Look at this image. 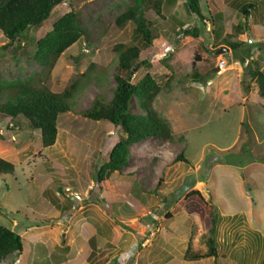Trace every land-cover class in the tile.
<instances>
[{"label":"rangeland","instance_id":"rangeland-1","mask_svg":"<svg viewBox=\"0 0 264 264\" xmlns=\"http://www.w3.org/2000/svg\"><path fill=\"white\" fill-rule=\"evenodd\" d=\"M198 1L206 32L214 27L210 18L221 16L218 41L204 34L185 0H165L162 18L145 14L154 36L151 47L134 35L132 24L123 30L115 25L116 17L135 7L137 0H66L39 29L26 30L9 47L0 33L4 83L40 73L34 60L36 42L71 10L86 34L60 55L45 85L60 93L81 79L91 63L106 70L103 81L80 80L73 112L58 117L50 147L42 146L40 132L23 119L0 118V155L16 164L13 177L3 181L7 189L0 188V211L18 220L16 231L23 223L37 225L47 219L42 234L54 226L67 232L89 217L83 206L97 201L110 219L105 223L108 242L100 244L99 257L98 250L90 251L89 264H264V99L250 76L257 69L264 72V1ZM248 2L255 10L245 20L239 9ZM237 25H242V34ZM191 28L199 30L198 38L184 35ZM129 42L139 47V61L145 64L139 70H117L112 48ZM238 42L243 45L236 51L227 46ZM222 48L230 51L217 54ZM115 74L132 84L152 75L160 92L151 108L177 140L149 138L131 146L129 165L110 177V192H101L94 189L96 172L108 160L121 131L79 113L95 97L112 98ZM136 104L135 100L134 113ZM180 154L185 163L177 158ZM188 191H198L201 199L183 201ZM73 193L79 194L81 209L69 206L76 201ZM52 208H59L63 216L70 214V224L51 216ZM3 222L0 217V225H8ZM213 222L215 258L208 257L206 245ZM88 223L92 235L95 227ZM71 240L75 248L78 237ZM39 246L29 248L25 243L28 258L22 264H41L36 257H45L47 250L45 243ZM89 249L88 241L84 251ZM52 254L54 258L46 257V262H63L57 247ZM108 255L116 257L109 260Z\"/></svg>","mask_w":264,"mask_h":264},{"label":"trees","instance_id":"trees-1","mask_svg":"<svg viewBox=\"0 0 264 264\" xmlns=\"http://www.w3.org/2000/svg\"><path fill=\"white\" fill-rule=\"evenodd\" d=\"M66 0H0V33L8 42L7 47L30 28L39 29L50 17L52 11ZM264 1V0H263ZM165 0H137L136 6L124 10L115 19V25L123 30L129 23L133 26L134 35L144 45L151 47L154 36L151 24L145 17L147 12H153L162 18V9ZM186 6L192 14L199 19L205 35H211L214 41L221 37L220 19L216 14L210 20L214 24L210 32L204 30L206 19L201 14L198 0H185ZM255 10L250 2L243 4L239 12L245 20H248L250 11ZM219 24L216 26L215 24ZM242 25L236 26L238 34L243 33ZM186 37L198 38L197 28L183 31ZM86 29L77 21L72 10L57 19L51 31L46 33L36 42L34 60L40 66V73L30 77L4 83L0 81V118L8 117L15 121L17 118L24 120L32 130L39 131L43 147H50L55 143L57 136V119L59 116L73 112L72 101L80 91V80L96 78L100 81L106 79V70L94 63L89 64L86 71L60 93H52L45 85V77L49 75L61 54L84 37ZM243 43H228L231 51L242 47ZM117 62V70L129 72L139 70L144 61L140 60V49L133 42L116 44L112 48ZM194 56V61L196 59ZM249 66V62L247 64ZM254 79L258 94L264 99V72L259 69L250 73ZM116 83L112 92V98L105 101L101 97H95L88 109L79 114L83 118L95 122L106 121L121 131V137L113 145L108 160L102 164L95 176L94 189L101 192H110L112 187L110 177L116 172H122L130 161V147L149 138H165L168 141L177 140L172 135L170 127L165 120L158 117L152 110V103L160 92V87L152 75L146 74L137 84L128 82L127 78L119 74L114 75ZM244 86V91L248 92ZM137 102V111L134 113L133 103ZM15 123L18 124V121ZM177 158L185 163L180 154ZM14 165L0 159V176L13 175ZM60 190V188H59ZM200 198L198 191H188L182 200ZM170 218V217H168ZM47 219L37 225L48 224ZM211 237L207 240L209 250L208 257H216L215 239L216 224L211 225ZM24 240L16 231H12L0 225V263L14 261L24 248ZM189 253V248L186 255ZM202 257H196V259ZM195 259V257H194Z\"/></svg>","mask_w":264,"mask_h":264},{"label":"crops","instance_id":"crops-1","mask_svg":"<svg viewBox=\"0 0 264 264\" xmlns=\"http://www.w3.org/2000/svg\"><path fill=\"white\" fill-rule=\"evenodd\" d=\"M0 159H3V157L0 155ZM11 164L14 165V167L16 166L15 161L11 158V159H3ZM116 173H120V172H116ZM14 174V173H13ZM13 177V175H3L0 176V188L5 187V190L7 189L6 186H4V180ZM3 182V184H2ZM41 201L44 205L46 202V199L44 197H41ZM72 200V199H71ZM102 204V203H101ZM101 204L99 202H93V204H88L87 206H83L85 211L87 212L86 214L89 217H84L85 221L84 222H77V224L75 225V227H70V230H68L67 232H60V227L58 226H54L51 228V230L49 231V233H45L42 234L41 229H44L43 227H46V225H36V224H32L30 222H26L23 223V226L19 229V230H15V226L18 224V220L17 219H11L8 218L6 214H4L3 212L1 213L0 211V217L1 220L4 221L3 223H7L8 225H5L6 228L11 229L12 231H16L19 236L24 240V243H27V245H29V248L32 246H39V244H46L45 248L47 250V254L44 257H40L37 256V260H39V262L41 264H43V262H46V257L50 258L53 257L52 256L53 252L55 251L56 247L58 248L59 252H60V259L63 260L62 263L60 262H46L47 264H67V263H71L72 264H89L87 261H89V257H90V251H95L98 250V252H96L95 257H99L102 252L103 249H101V245L103 244V246H105L108 242V230L107 227L105 225V223L108 222L109 216L106 214V210L101 206ZM52 206V205H51ZM63 207H61L62 209L64 208L65 205H62ZM67 206V205H66ZM71 206V209H73V207H77L79 206V209H81L82 206H80L78 204V201L74 202V205H69ZM53 213L50 214L51 216H53L55 219H57L58 221H63L64 223H68L70 224V222L72 221V218L70 217V214L68 215H62V211L59 208H52ZM87 221L89 222L88 225L94 226V234L90 235L91 233H89V231L87 230ZM91 221V222H90ZM94 224V225H93ZM73 225V224H72ZM49 226V225H48ZM49 228V227H48ZM41 233V234H40ZM72 237H78V242H77V246L75 248H72L71 246V238ZM90 242V246L91 249H89L86 253V251H84V245L86 242ZM25 246V244H24ZM74 246V244H73ZM40 247V246H39ZM24 249V248H23ZM25 252V251H23ZM16 258V260L14 261H9V264H22L23 262L27 261L26 259L28 257H24L23 253ZM29 254V253H28ZM32 254V252H31ZM30 255V254H29ZM109 256V255H108ZM107 256V257H108ZM117 256V254H116ZM116 256L110 257L109 260L115 258ZM7 262V261H6ZM3 262V263H6ZM109 262V261H108ZM2 264V263H0ZM27 264V262H26ZM107 264V262H106Z\"/></svg>","mask_w":264,"mask_h":264},{"label":"water","instance_id":"water-1","mask_svg":"<svg viewBox=\"0 0 264 264\" xmlns=\"http://www.w3.org/2000/svg\"><path fill=\"white\" fill-rule=\"evenodd\" d=\"M230 50L228 48H222L220 50L217 51V54L222 53V52H229ZM221 68V64H219V66L217 67V70H219ZM128 82H130V80H128Z\"/></svg>","mask_w":264,"mask_h":264},{"label":"built area","instance_id":"built-area-1","mask_svg":"<svg viewBox=\"0 0 264 264\" xmlns=\"http://www.w3.org/2000/svg\"><path fill=\"white\" fill-rule=\"evenodd\" d=\"M72 197H73L74 200H76V201H80V200H81V198H80V196H79L78 193H73V194H72Z\"/></svg>","mask_w":264,"mask_h":264}]
</instances>
